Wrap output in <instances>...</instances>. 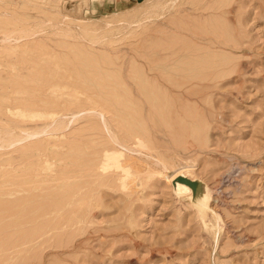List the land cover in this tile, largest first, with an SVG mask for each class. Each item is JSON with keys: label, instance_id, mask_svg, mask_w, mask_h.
Masks as SVG:
<instances>
[{"label": "rangeland", "instance_id": "374dc122", "mask_svg": "<svg viewBox=\"0 0 264 264\" xmlns=\"http://www.w3.org/2000/svg\"><path fill=\"white\" fill-rule=\"evenodd\" d=\"M0 264H264V0H0Z\"/></svg>", "mask_w": 264, "mask_h": 264}, {"label": "bare ground", "instance_id": "6f19581e", "mask_svg": "<svg viewBox=\"0 0 264 264\" xmlns=\"http://www.w3.org/2000/svg\"><path fill=\"white\" fill-rule=\"evenodd\" d=\"M23 36L21 35L20 37H16V38H13V40H18L17 38H22ZM6 112L8 113V114H12L13 112H12V110H9V109H6ZM16 113L18 114V115H20L21 113H22V111H21V109L20 108H17L16 109ZM49 115V114H48ZM12 116V115H11ZM3 134L5 135V136H7L8 135V129H4L3 130ZM6 142H7V140H6ZM110 154V153H109ZM120 155V154H119ZM119 155H117L116 153H115V155H106L105 156V158H104V162H102V165H101V170H103V172H104V170H106V169H109V168H112V167H116L117 169H118V165H119V161H118V157H119ZM121 168V167H120ZM98 169V168H97ZM129 169V168H128ZM121 170V169H120ZM125 170H127V169H125ZM129 175V174H128ZM10 215V214H9ZM3 217V216H2ZM8 217V216H7ZM10 218V217H9ZM15 222V221H14ZM7 223V222H6ZM7 224H9V222L7 223ZM18 224V223H17ZM14 242H15V240H14ZM21 242V241H20Z\"/></svg>", "mask_w": 264, "mask_h": 264}]
</instances>
